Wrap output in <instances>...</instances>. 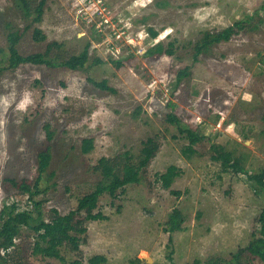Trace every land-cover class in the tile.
<instances>
[{
    "label": "rangeland",
    "instance_id": "obj_1",
    "mask_svg": "<svg viewBox=\"0 0 264 264\" xmlns=\"http://www.w3.org/2000/svg\"><path fill=\"white\" fill-rule=\"evenodd\" d=\"M263 5L264 0H48L41 22L19 41V54L44 53L57 43L48 58L58 64L90 44L89 60L75 71L21 64L1 72L0 210L13 202L19 211L32 209L27 195L9 180L33 184L37 153L47 145L52 158L39 184L43 192L34 198L45 200V219L50 209L67 214L105 181L96 168L101 158L125 152L136 158L142 143L156 137L159 149L141 182L126 186L116 199L100 197L95 213L106 219L85 222L78 253L61 249L66 264H86L97 254L108 264L229 261L258 232L264 196L254 192L245 176L221 173L211 156L220 146L228 157L242 158L251 174L264 169ZM242 20L247 22L241 32L193 62L194 45L203 33ZM29 23L16 0H0V68L8 66L7 33ZM35 27L44 41L34 40ZM159 42L165 49L173 43L174 55H148ZM96 59L102 63H94ZM188 66L190 76L175 86L177 72ZM89 80H105L114 92ZM168 114L205 136L194 155H183L188 143L167 123ZM86 138L93 139L94 148L83 154ZM169 166L180 170L171 186L180 195L156 181ZM174 208L186 221L183 231L170 235L164 228ZM33 238L23 227L15 241L19 250L8 258L0 250L6 264H63L33 256ZM250 264L262 263L252 259Z\"/></svg>",
    "mask_w": 264,
    "mask_h": 264
},
{
    "label": "trees",
    "instance_id": "obj_2",
    "mask_svg": "<svg viewBox=\"0 0 264 264\" xmlns=\"http://www.w3.org/2000/svg\"><path fill=\"white\" fill-rule=\"evenodd\" d=\"M23 16L26 20H30L22 30H10L7 35L8 43V66L0 68V74L4 69H16L21 64L31 65H45L47 67H65L70 70H78L83 68L89 60L90 44H87L84 49L77 55H72L61 63H55L49 56L52 47H59L57 43L48 45L44 53H36L27 56H22L18 52L17 45L21 40L23 34L27 32L33 25L39 24L42 20L44 13V6L48 0H16ZM264 8V5H263ZM249 20L251 17L248 18ZM247 21H236L230 27H227L218 32H205L197 40L194 45L193 62L198 61V56L203 52L209 50L210 47L217 45L221 42L229 41L232 36L237 35L244 29ZM152 38L157 37V33L152 29H148ZM33 38L37 42L45 40V35L42 31L35 27L33 30ZM148 55H174L173 43L167 49L164 48L161 42L157 43L154 47L147 51ZM264 63V57L261 59ZM114 62V61H113ZM96 64L102 63L100 59L94 61ZM117 67L121 66L120 61L114 62ZM191 68L185 67L179 70L176 74L175 86L186 77L190 76ZM94 86L114 92V89L107 85V81L95 82L89 80ZM166 121L172 126H175L179 135L186 141L187 145L183 148L182 153L186 157H190L196 153L195 146L205 139V136L198 130L192 129L190 126L184 124L181 119L173 114L166 116ZM264 124V115L262 116ZM47 141L52 140V132L49 130V125L43 126ZM93 139L86 138L82 140L81 151L83 154L90 153L93 148ZM216 146H213L215 148ZM215 154L211 156L214 162L219 163L221 173H229L232 175H243L248 181L254 184V192L258 195L264 196V169L258 173L251 174L244 167L243 160L240 157L230 158L222 151V147H216ZM159 149V142L156 137H150L142 143V147L138 157H134L129 152H125L115 159L101 158L96 166L97 170L102 174L105 179L104 182H99L95 185L94 189L83 195L77 200V205L74 209L70 210L67 214H60L56 209H50L48 219L42 215V208L45 200L36 201L34 198L41 192L39 184L42 181L44 174L47 172L51 162V151L49 145L37 153V176L33 184L27 181L17 182L9 180L11 185L18 190L19 193L27 195L32 209L20 210L13 202L11 204L4 203L0 210V250L4 251L7 258L10 252H14L17 247L15 241L21 236L22 228L28 229L34 236V241L31 247V254L35 257L46 259H55L59 262L66 264V259L62 254L61 249L67 248L70 252L78 253L81 243V236L86 233L84 227L87 221L105 220L100 212L95 211L98 209L99 199L103 195H108L111 199H116L119 192H123L124 188L131 184H139L141 182V173L146 170L151 160L155 157ZM156 181L165 190H170L172 194L180 195V192L171 190V186L176 178L180 176V170L175 166H169L165 172L156 175ZM53 177V174L50 175ZM186 221L184 215L178 208H174L169 213L165 223L164 231L170 235L175 232L183 231V224ZM258 232L252 234L251 240L245 247L240 249L229 261L220 264H250L252 259L259 260L264 264V207L261 209L258 218ZM172 254V251L171 253ZM5 255V257H6ZM4 256V255H3ZM0 255V264H6L7 259H3ZM168 260L172 261L171 255ZM140 263L139 259H136ZM69 264H83L82 261L76 260ZM86 264H108L107 258L104 255H93L89 257ZM134 264V263H132ZM191 264H217L213 259L201 261L195 259Z\"/></svg>",
    "mask_w": 264,
    "mask_h": 264
},
{
    "label": "built area",
    "instance_id": "obj_3",
    "mask_svg": "<svg viewBox=\"0 0 264 264\" xmlns=\"http://www.w3.org/2000/svg\"><path fill=\"white\" fill-rule=\"evenodd\" d=\"M27 199H28V197H27ZM30 203V202H29ZM17 205V204H16ZM28 208H25V209H22V210H27ZM21 210V209H20Z\"/></svg>",
    "mask_w": 264,
    "mask_h": 264
}]
</instances>
